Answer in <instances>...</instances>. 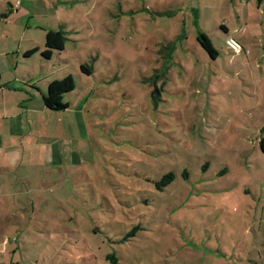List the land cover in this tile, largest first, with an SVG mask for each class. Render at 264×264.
Here are the masks:
<instances>
[{
  "label": "rangeland",
  "instance_id": "1",
  "mask_svg": "<svg viewBox=\"0 0 264 264\" xmlns=\"http://www.w3.org/2000/svg\"><path fill=\"white\" fill-rule=\"evenodd\" d=\"M45 1L26 44L45 50L53 28L66 50L26 67L63 82L51 125L66 153L0 209V264H264V4Z\"/></svg>",
  "mask_w": 264,
  "mask_h": 264
},
{
  "label": "crops",
  "instance_id": "2",
  "mask_svg": "<svg viewBox=\"0 0 264 264\" xmlns=\"http://www.w3.org/2000/svg\"><path fill=\"white\" fill-rule=\"evenodd\" d=\"M35 4L47 6L45 0H0L1 210L8 206L9 202H19L26 194L21 187L31 185L34 181L33 172L44 169L43 161H55L61 150L51 125V117L61 110H66L58 89L54 87V84L60 83V80L46 81L47 86H44L41 81L34 80V76L29 74L26 67L27 59L35 58L34 62H36L37 54L43 56L47 52V33L57 31L53 28L45 30V50L27 46L26 43L33 41L27 31L31 30L29 27L33 16L30 9L35 8ZM263 4L264 0H259V6ZM56 7L58 10V0ZM52 18L53 16H50V19ZM17 26H20L21 32L18 31ZM233 33L241 34L242 41L246 40L244 37L248 34L247 31L241 33L238 29ZM3 39L17 40L19 44L13 48L9 44H2ZM54 53L57 51H51L50 59ZM42 63L43 60H40V64ZM26 74H29L28 80ZM65 151V149L61 150L62 154H65ZM5 221L10 223L8 220ZM1 225L4 226V222ZM1 245L5 246V241Z\"/></svg>",
  "mask_w": 264,
  "mask_h": 264
},
{
  "label": "trees",
  "instance_id": "3",
  "mask_svg": "<svg viewBox=\"0 0 264 264\" xmlns=\"http://www.w3.org/2000/svg\"><path fill=\"white\" fill-rule=\"evenodd\" d=\"M67 41L68 39L66 38V32L62 30L49 31L46 36L47 52L44 54V56L50 57L51 51H57V52L65 51ZM198 42L200 46L202 47V49L206 51L211 56L212 59H216L218 55L215 49L213 48L211 41L208 39L206 35H203V34L199 35ZM81 70L88 75L90 74V72L88 71V68L84 66L81 67ZM62 83L63 82L54 84V87L57 88L59 91L60 89H63L61 85ZM71 83H72V78H67L65 81V87H68L69 85H71ZM262 146L264 148V144ZM174 180H175L174 174H168V175H165L161 181L157 182L156 186L159 190H163L164 188L169 186ZM107 260L110 261L111 264H118L117 262L118 260L113 254L108 255Z\"/></svg>",
  "mask_w": 264,
  "mask_h": 264
},
{
  "label": "built area",
  "instance_id": "4",
  "mask_svg": "<svg viewBox=\"0 0 264 264\" xmlns=\"http://www.w3.org/2000/svg\"><path fill=\"white\" fill-rule=\"evenodd\" d=\"M225 45L234 54H239L243 51L242 46L231 36L226 39Z\"/></svg>",
  "mask_w": 264,
  "mask_h": 264
}]
</instances>
